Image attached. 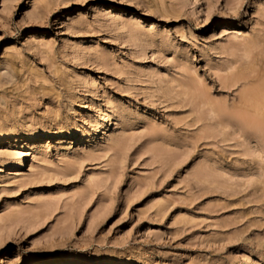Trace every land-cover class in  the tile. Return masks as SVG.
Returning <instances> with one entry per match:
<instances>
[{"label":"rangeland","instance_id":"rangeland-1","mask_svg":"<svg viewBox=\"0 0 264 264\" xmlns=\"http://www.w3.org/2000/svg\"><path fill=\"white\" fill-rule=\"evenodd\" d=\"M2 135L0 264H264V0H0Z\"/></svg>","mask_w":264,"mask_h":264},{"label":"bare ground","instance_id":"bare-ground-1","mask_svg":"<svg viewBox=\"0 0 264 264\" xmlns=\"http://www.w3.org/2000/svg\"><path fill=\"white\" fill-rule=\"evenodd\" d=\"M250 106V105H249ZM102 116H104L100 122H102V126L101 128H98L97 130H95L97 133H99L100 135L102 133H105L106 130H108L109 128V123H110V120L112 118V115L108 112H105ZM86 131L85 128H79L77 129L75 132H72L71 134H68L67 135V138L68 140L70 139H75L76 137H80L82 136ZM97 135V134H96ZM56 134H47V135H44V138L45 139H51L53 137H55ZM7 136L6 135H2L0 136V142H3L5 140H7ZM35 140H38V139H35ZM22 155V158L18 161L19 162V165L16 167V169H22V167H24V164H25V156L27 154H24V153H21ZM42 262H54L55 264H73L71 262H63L61 259H55V260H52V261H49V260H33L30 262V264H39V263H42ZM49 264H52V263H49ZM99 264H110L108 262H102V263H99Z\"/></svg>","mask_w":264,"mask_h":264}]
</instances>
